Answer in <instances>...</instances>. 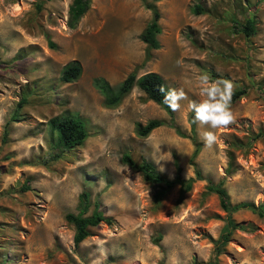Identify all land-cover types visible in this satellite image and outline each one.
I'll list each match as a JSON object with an SVG mask.
<instances>
[{
    "label": "rangeland",
    "instance_id": "rangeland-1",
    "mask_svg": "<svg viewBox=\"0 0 264 264\" xmlns=\"http://www.w3.org/2000/svg\"><path fill=\"white\" fill-rule=\"evenodd\" d=\"M70 1L0 0V264H264V0H88L68 27ZM145 3L158 12L155 48L139 38L152 15ZM195 3L201 12L191 10ZM252 14L254 32L245 36L233 22ZM72 59L81 73L64 82L59 70ZM134 66L136 76L156 71L168 88L184 89L188 100L171 109L183 135L168 124L135 134V122L168 120L135 85L116 105H104L91 78L114 85ZM213 72L245 92L232 101L235 122L216 130L211 147L202 139L206 126L194 122L191 158L188 102L199 100L197 76ZM65 113L80 117L87 135L53 157L48 119ZM161 141L169 159L157 163ZM125 152L165 177L176 159L181 177L198 169L200 178L187 189L161 190L121 161ZM208 182H220L231 203L262 205V214L225 211ZM81 191L83 214L96 204L111 223L88 226L75 245L64 214L78 211ZM228 219L244 228L220 244Z\"/></svg>",
    "mask_w": 264,
    "mask_h": 264
},
{
    "label": "trees",
    "instance_id": "trees-1",
    "mask_svg": "<svg viewBox=\"0 0 264 264\" xmlns=\"http://www.w3.org/2000/svg\"><path fill=\"white\" fill-rule=\"evenodd\" d=\"M144 1V0H141ZM145 6L151 10V18L143 27L139 33V38L146 44L147 48H155L158 46L156 33L159 31V26L157 24L158 12L153 4L145 3ZM88 7V0H71L67 7V25L68 27H73L81 15L85 12ZM193 12H201L202 7L200 4L195 3L191 8ZM234 26L243 32L245 36H249L254 32V15L247 16L243 22L234 21ZM47 43L50 47H53V42L47 39ZM81 73V65L78 60L72 59L67 61L59 70V79L64 82H69L78 78ZM214 78H224L218 73L211 74ZM92 86L99 92L102 96V100L105 106H114L120 102V100L130 91L132 86H137L140 90L143 91L145 96L152 100L153 102L159 104L168 114V120H160L156 118L148 119L144 123L135 122L134 123V132L138 136L147 135L153 128L161 125L168 124L173 126L175 131L179 135L180 133L176 126L173 124L171 108L163 101V94L159 91L160 86L166 85L162 76L156 71H146L138 76H136V66L132 68L126 75L118 81L116 84H110L102 76H93L91 78ZM245 92V87L235 88L232 101L236 100ZM24 98H21L17 102V108L22 105ZM11 114L10 120L15 121L19 118L18 109ZM194 117L191 113L188 122H189V131L191 139L194 141V148L191 153V158L198 151V144L194 138ZM48 126L50 130V144L51 147L55 150L53 157H57L63 150L72 148L76 145H80L87 133L84 127L83 120L78 117L76 114H60L51 116L48 119ZM121 161L130 167L135 168L140 174L141 177L148 182L160 183L162 184V189H167L174 184H178L182 189H187L191 181L195 178H200V173L198 169L194 170V176L183 178L180 176V168L177 164L176 159H174L175 172L171 178L165 177L159 171H157L154 165L146 160L141 159L138 163H135L134 160L130 157L128 153H123L121 155ZM29 188L28 185H23L22 189ZM206 191L214 192L218 199L220 206L227 212L236 210L240 207H246L253 212H256L258 215L262 214V205H254L252 202L242 201L238 203H231L228 199L225 189L221 186V183L218 182L213 184L208 182L205 186ZM79 209L76 213L66 212L64 218L67 222L71 223L74 227V232L72 235L73 243L78 244L83 238L89 235L87 229L88 226L96 225L100 221H103L107 224L111 223V218L104 216L99 210H96L97 205L94 204L89 215H84V211L87 206V192L81 191L78 195ZM234 228H244L243 225L233 222L231 219H228L224 226L222 232L219 234L217 241L220 244H224L228 238L229 233ZM158 238V237H157ZM207 264H213V261H208Z\"/></svg>",
    "mask_w": 264,
    "mask_h": 264
},
{
    "label": "clouds",
    "instance_id": "clouds-1",
    "mask_svg": "<svg viewBox=\"0 0 264 264\" xmlns=\"http://www.w3.org/2000/svg\"><path fill=\"white\" fill-rule=\"evenodd\" d=\"M199 88V100L188 102V108L194 113V121L201 126H206L207 130L202 132L204 143L211 147L217 141L216 130L226 128L235 122L236 116L232 109V97L235 91V83L226 78H212L210 74H200L196 78ZM159 91L163 94V101L173 111L181 107V101L188 100L183 88H165L160 86ZM162 141L155 144L157 158L154 160H167L165 152H161ZM161 170L162 166H161Z\"/></svg>",
    "mask_w": 264,
    "mask_h": 264
}]
</instances>
